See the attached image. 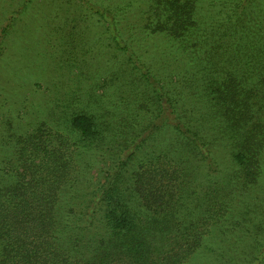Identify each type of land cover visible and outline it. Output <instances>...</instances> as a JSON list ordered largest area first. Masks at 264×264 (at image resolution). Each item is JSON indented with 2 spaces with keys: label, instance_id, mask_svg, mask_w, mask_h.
I'll list each match as a JSON object with an SVG mask.
<instances>
[{
  "label": "trees",
  "instance_id": "obj_1",
  "mask_svg": "<svg viewBox=\"0 0 264 264\" xmlns=\"http://www.w3.org/2000/svg\"><path fill=\"white\" fill-rule=\"evenodd\" d=\"M196 1L149 5L147 26L171 43L170 85L119 36L120 7L98 8L126 53L132 91L109 110L102 98L85 102L62 86L61 109L46 115L66 131L43 120L23 136L16 164L8 160L15 181L0 188V264H184L230 216L224 164L237 168L227 179L259 180L264 25L244 19L252 0H239L224 21L215 0ZM84 169L96 181L83 182ZM199 174L209 181L202 197L194 195Z\"/></svg>",
  "mask_w": 264,
  "mask_h": 264
},
{
  "label": "rangeland",
  "instance_id": "obj_2",
  "mask_svg": "<svg viewBox=\"0 0 264 264\" xmlns=\"http://www.w3.org/2000/svg\"><path fill=\"white\" fill-rule=\"evenodd\" d=\"M238 1L215 0L221 7L216 19L231 17ZM152 2L0 0V188L15 181L17 170H8V160L11 158L16 164L24 135L34 132L43 120L66 131L65 126H56L55 118L46 115L49 110L61 109L63 89L69 93L72 88L77 90L89 103L100 97L109 110L116 109L114 102L132 91L128 82L134 73L124 70L126 53L117 48L108 21L97 12L99 7L108 11L120 7L115 10L114 19L119 36L139 55L148 57L171 84L169 73L176 64L170 62L172 55L167 51L169 36L159 33L156 26H147ZM251 5L244 19L249 16L250 21L264 25V0H252ZM13 18V26L3 35L2 28ZM111 77L112 86L107 88L105 82H110ZM168 137L175 136L169 132ZM165 138L164 132L157 136L161 143ZM220 150L226 152L225 147ZM99 160L102 161L100 157ZM192 161L198 164L195 159ZM224 167L230 216L205 237L202 246L184 264H264V223L259 230L251 228L253 223L264 221V161L263 173L253 184H244L241 178L227 179L225 175L237 168L233 163H225ZM94 171L84 169L83 182L96 181ZM198 176L193 182L198 190L194 195L202 197L209 181L204 174ZM222 176L216 181L223 182ZM255 257L262 262H255Z\"/></svg>",
  "mask_w": 264,
  "mask_h": 264
}]
</instances>
